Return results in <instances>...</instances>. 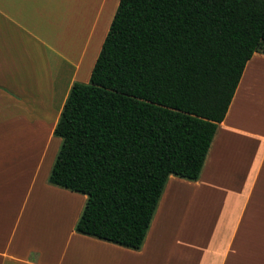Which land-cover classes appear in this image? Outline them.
<instances>
[{
	"label": "crops",
	"instance_id": "crops-1",
	"mask_svg": "<svg viewBox=\"0 0 264 264\" xmlns=\"http://www.w3.org/2000/svg\"><path fill=\"white\" fill-rule=\"evenodd\" d=\"M118 3L0 0V264H264L259 52L245 64L199 178L168 177L138 250L77 233L76 192L46 183L36 189L64 100L73 82L89 79ZM92 40L98 44L86 72ZM36 126L47 134L23 136ZM31 141L38 146L28 147Z\"/></svg>",
	"mask_w": 264,
	"mask_h": 264
},
{
	"label": "trees",
	"instance_id": "trees-1",
	"mask_svg": "<svg viewBox=\"0 0 264 264\" xmlns=\"http://www.w3.org/2000/svg\"><path fill=\"white\" fill-rule=\"evenodd\" d=\"M255 52L264 0H119L53 129L47 181L85 195L77 233L142 246L168 177L199 178Z\"/></svg>",
	"mask_w": 264,
	"mask_h": 264
},
{
	"label": "rangeland",
	"instance_id": "rangeland-1",
	"mask_svg": "<svg viewBox=\"0 0 264 264\" xmlns=\"http://www.w3.org/2000/svg\"><path fill=\"white\" fill-rule=\"evenodd\" d=\"M94 10H95V8H94ZM92 15H94V11H93ZM101 15H103V16H101L100 22L97 24L96 28L94 29V35L96 36V34H97L96 32L99 30V29H97V27L101 28V31H99V34H98L97 41L101 40L103 32L105 31V25L103 27L101 26V22H104V20H105L104 18H102L105 15V11H103L101 13ZM93 19L94 18H91V17H90V19H87V18L84 19V22H85L86 26H88V28H89V25L93 23ZM106 20H107V17H106ZM85 28H84V31H86ZM92 41H93V43L90 42L89 48L87 50V53H86V56H85V60H84V68H85L84 70H86V72H89L90 63L92 62V60L94 58V55H95V53H94L95 50H92V49L93 48H97V44H98L94 40H92ZM84 74L85 73L83 71V76H84ZM85 76L86 77H83L84 80L82 79V81H77V82L87 83L88 80H89V79L87 80L88 73H86ZM29 129L32 130V133L28 134V136H30V135L32 136L34 134V131L36 132V135H39V133H41V132H43L44 134H47V131H44L43 129H40V127H38V126H36V128L30 127ZM22 134H23V136L27 135L26 130H24V132ZM52 137H53L52 138V142L49 143V145L47 146V150H46V153L44 155V160L42 162L43 163V167H42L41 171L39 172V174H37V179H36L37 186H36V189L39 186H41V184H45V183L48 184V185L50 184L47 181V178H48V175L50 173V170L52 168V165L54 163V160H55V158L57 156V153H58L60 145H61V139L59 137H57V136H52ZM39 138L40 137H38L37 139H39ZM37 141H39V140H37ZM38 144L39 143H37V142L31 141L27 146L32 149L33 147L36 148L38 146ZM47 166H49V167H47ZM46 169H48V171ZM34 191H35V187H34ZM75 194L77 195V197H79L78 199H76V206H78V207L75 210H77L78 208L79 209L80 208L83 209L84 204H85V198H84V200H82L81 197H85V196L83 194H80V193H75ZM80 200H82L81 203H80ZM81 212H82V210H81ZM81 212H80V214H81Z\"/></svg>",
	"mask_w": 264,
	"mask_h": 264
},
{
	"label": "bare ground",
	"instance_id": "bare-ground-1",
	"mask_svg": "<svg viewBox=\"0 0 264 264\" xmlns=\"http://www.w3.org/2000/svg\"><path fill=\"white\" fill-rule=\"evenodd\" d=\"M28 128V127H27ZM26 132L28 133V134H30V133H32V130H30L29 128L28 129H26Z\"/></svg>",
	"mask_w": 264,
	"mask_h": 264
}]
</instances>
